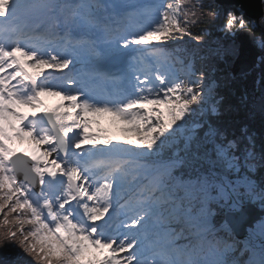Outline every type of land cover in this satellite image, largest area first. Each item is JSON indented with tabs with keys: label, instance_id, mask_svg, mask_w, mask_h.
Segmentation results:
<instances>
[{
	"label": "snow or ice",
	"instance_id": "6c2138e0",
	"mask_svg": "<svg viewBox=\"0 0 264 264\" xmlns=\"http://www.w3.org/2000/svg\"><path fill=\"white\" fill-rule=\"evenodd\" d=\"M189 8L0 0V248L18 264H264V219L236 239L249 205L264 209V141L244 123L264 91L231 74L254 47L264 66V11ZM101 113L137 138L89 131Z\"/></svg>",
	"mask_w": 264,
	"mask_h": 264
},
{
	"label": "trees",
	"instance_id": "16d2710c",
	"mask_svg": "<svg viewBox=\"0 0 264 264\" xmlns=\"http://www.w3.org/2000/svg\"><path fill=\"white\" fill-rule=\"evenodd\" d=\"M199 2V0H182V3L186 10H195L199 11V9H190V5H195ZM264 4V0H263ZM222 21H216L211 25L206 26L208 33V46L211 47L215 45L217 40L221 36L220 26ZM203 27V26H202ZM258 50H260L258 48ZM261 50L258 58V65L252 70L245 72V74L232 75L238 79L241 90L249 92L253 95V97L258 101L262 91H264V79H261L264 76V66L261 65ZM247 124L249 133L255 137L257 147H259L261 141H264V115H262L259 110L250 113L247 119L244 121ZM237 177L235 175L228 176V179L235 180ZM217 195L216 192H213L212 195ZM258 204V203H257ZM195 207V205H194ZM213 209H216V204L212 203L210 205ZM224 213L222 211H217V214L212 217V223L216 227L224 220ZM0 225H2V218H0ZM3 230V227L0 226V231ZM20 260V256L18 254L17 249L15 248H0V264H18Z\"/></svg>",
	"mask_w": 264,
	"mask_h": 264
},
{
	"label": "water",
	"instance_id": "95a60500",
	"mask_svg": "<svg viewBox=\"0 0 264 264\" xmlns=\"http://www.w3.org/2000/svg\"><path fill=\"white\" fill-rule=\"evenodd\" d=\"M250 7V10L254 13L264 11L263 0H244ZM260 50L254 47L251 50H246L241 57L232 65L231 73L234 75L245 74L258 64V56ZM264 215V209L257 204L249 205L248 212L246 213L245 220L241 221L236 226V237L243 238L248 234V229L252 228L255 222L261 219Z\"/></svg>",
	"mask_w": 264,
	"mask_h": 264
},
{
	"label": "rangeland",
	"instance_id": "374dc122",
	"mask_svg": "<svg viewBox=\"0 0 264 264\" xmlns=\"http://www.w3.org/2000/svg\"><path fill=\"white\" fill-rule=\"evenodd\" d=\"M3 20L4 18L0 17V22H2ZM49 97L50 98L48 99L45 97V100L49 104H52V103L55 104L59 100V97H54V96H49ZM128 127L130 126L120 122L112 115L107 114V113H101L93 118L92 127L89 129V131H99L102 133L104 137H119L122 140L137 138V133L126 130ZM231 195H235V194L231 193ZM261 219H264V215ZM261 219L257 220L254 226L258 227V221H260Z\"/></svg>",
	"mask_w": 264,
	"mask_h": 264
},
{
	"label": "bare ground",
	"instance_id": "6f19581e",
	"mask_svg": "<svg viewBox=\"0 0 264 264\" xmlns=\"http://www.w3.org/2000/svg\"><path fill=\"white\" fill-rule=\"evenodd\" d=\"M53 104V103H52Z\"/></svg>",
	"mask_w": 264,
	"mask_h": 264
}]
</instances>
